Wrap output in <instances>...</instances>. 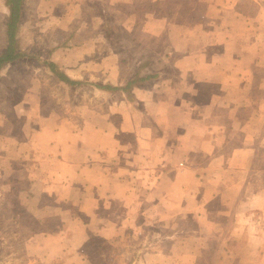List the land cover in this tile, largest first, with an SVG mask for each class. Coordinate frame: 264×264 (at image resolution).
I'll list each match as a JSON object with an SVG mask.
<instances>
[{"label": "crops", "instance_id": "1", "mask_svg": "<svg viewBox=\"0 0 264 264\" xmlns=\"http://www.w3.org/2000/svg\"><path fill=\"white\" fill-rule=\"evenodd\" d=\"M240 1L209 0L200 14L193 0H73L120 24L130 57L111 48L101 60L59 64L71 78L89 73L104 101L92 96L79 114L28 111L25 126L0 128L8 182L39 183L27 209L60 215L63 247L109 240L146 216L189 214L186 261L264 264V53L251 32L255 13ZM29 234L28 254L55 238Z\"/></svg>", "mask_w": 264, "mask_h": 264}, {"label": "rangeland", "instance_id": "2", "mask_svg": "<svg viewBox=\"0 0 264 264\" xmlns=\"http://www.w3.org/2000/svg\"><path fill=\"white\" fill-rule=\"evenodd\" d=\"M4 1L0 0V51L4 46V22L8 14ZM208 1L193 0L194 10L202 14L204 2ZM240 6L245 13H255L252 18L254 31L251 32L258 36L257 51L264 53V0H241ZM21 10L17 36L26 55L7 63L0 70V113L3 116L0 128L11 127L14 130L25 126L28 111L30 116L36 113V119L53 111L79 114L92 96H96L93 98H97L99 104L100 99L104 101L105 95L91 91L89 73L82 78H73L80 80V84L68 85L55 76L45 60H54L58 67L63 63L65 67L67 60L71 61L70 64L78 59L101 60L106 56L104 51L111 48L119 51L122 59H128L129 53L122 54V46L124 50L128 44L123 39L125 31L119 28L120 24L111 21L115 30L107 32L110 38L105 41V37L98 36L105 34L106 16L101 22L94 15L96 8L89 3L74 8L73 0H24ZM109 30L113 29L110 27ZM97 50H102L103 54ZM98 79V82L102 81ZM261 89L264 87L259 88V94ZM110 93L113 99H117L116 92ZM262 141L264 144V135ZM263 151L264 148L259 146L260 157ZM9 172L10 167L0 166V264H192L186 261V256L191 253L181 246L188 234L186 227L196 222L189 214L174 218L158 215L157 219L146 216L143 220L137 219L135 224H128L123 230L115 231L109 240L93 236L79 248L63 247L64 241L56 237L63 223L60 215L42 216L40 210L32 212L27 209V206L35 207V198L31 199L29 194L31 189L40 190L39 183L20 180L10 184ZM163 186L168 187L166 184ZM201 188L200 181L190 187L194 198L201 193H197ZM49 201V197L44 199V202ZM48 209L59 210L54 206ZM36 229L46 230L55 238L44 242L43 249L28 254L24 247L25 239Z\"/></svg>", "mask_w": 264, "mask_h": 264}, {"label": "trees", "instance_id": "3", "mask_svg": "<svg viewBox=\"0 0 264 264\" xmlns=\"http://www.w3.org/2000/svg\"><path fill=\"white\" fill-rule=\"evenodd\" d=\"M24 0H5L4 3L8 8V14L6 17V20L4 22L5 31H4V46L3 50L0 51V70L7 64L10 63L21 56L26 55L20 48L19 42H18V30H19V23L21 19L22 14V3ZM107 24V26H106ZM104 25V31H105V37L107 40H109L110 36L107 32H114L115 27L112 25V23L107 22ZM110 24V26H108ZM110 27L113 30H109ZM117 28V27H116ZM113 37V36H112ZM45 64L49 67V69L55 74V76L62 82L68 84V85H74V84H80V80H75L68 76L64 71H62L59 67L57 62H54V60H45ZM134 79L128 81L127 85L124 87L125 89L132 83ZM100 88H103L105 90H115L118 89V86H112L109 84H105L102 86H99ZM34 231V230H32Z\"/></svg>", "mask_w": 264, "mask_h": 264}]
</instances>
